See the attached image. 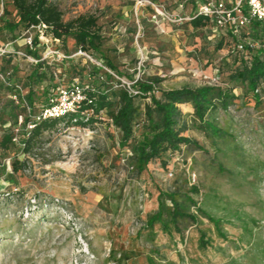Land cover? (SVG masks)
<instances>
[{
	"label": "rangeland",
	"instance_id": "rangeland-1",
	"mask_svg": "<svg viewBox=\"0 0 264 264\" xmlns=\"http://www.w3.org/2000/svg\"><path fill=\"white\" fill-rule=\"evenodd\" d=\"M46 1L63 21L95 15L101 41L86 56L75 54L79 48L70 36L48 44L71 55L61 65L37 43L40 59L58 63L62 80L31 83L34 58L23 36L34 31L10 29L16 11L0 0V133L10 129L13 136V144L0 149V264H264V82L257 103L237 85L236 97L225 108L207 110L201 121L189 103L179 104L181 134L199 148L181 144L140 171L131 146L145 127L142 115L133 124L134 140L123 147L103 112L90 124L59 122L43 131L30 154L21 152L17 136L23 118L28 130L43 108L45 85L88 81V62L102 65L96 83L105 72L113 89L150 79L158 89L223 87L235 65L229 35L210 36L207 26L188 24L197 0ZM248 28L237 39L253 51L259 44ZM29 86L28 107L23 97ZM137 103L142 108L148 98ZM13 159L24 163L16 173L10 172ZM164 194H172L192 220H170ZM158 202L162 222L149 223Z\"/></svg>",
	"mask_w": 264,
	"mask_h": 264
},
{
	"label": "trees",
	"instance_id": "trees-1",
	"mask_svg": "<svg viewBox=\"0 0 264 264\" xmlns=\"http://www.w3.org/2000/svg\"><path fill=\"white\" fill-rule=\"evenodd\" d=\"M16 11L17 20L8 27L14 29L17 25H21L26 29L30 25L43 22L49 27L50 34L58 38L60 42L64 41L66 36H70L74 44L81 51L97 52L101 41V35L96 24V16L91 13H80L67 21L61 19V12L46 0H8ZM202 0H197L196 3ZM195 8V3L193 4ZM188 24L191 27H205L207 21L205 17L195 16L189 19ZM208 27V26H207ZM208 29H210L208 27ZM251 35L257 39L259 46L252 50H247L248 56L244 57L243 53H234L232 63L235 64L229 69L226 75L225 86L219 85H200L196 87L181 86L178 88L158 89L154 87V79L136 80L132 84L135 93H128L125 87L113 89L107 87L106 82L109 74H104L103 81L96 83L101 67L92 63H87L85 68L87 76L86 82H79L82 85H89L92 90L86 91V97L89 100L82 108H90L92 113L86 117L79 118V112L69 113L57 117L40 118L38 114L36 119L30 120V129L25 130V124L29 121L24 117L21 121L20 132L18 133V142L21 146L22 153H31L33 148L40 142V135L45 130H51L56 127L59 122L65 124H90L97 119L100 113H104L111 123L119 131V147L129 145L133 137V124L136 119L142 115V121L145 127L142 131L141 138L135 140L131 146L133 165L137 171H140L145 165L154 158H162L166 151H177L181 144L192 145L199 148L197 143L181 133L185 126L182 119V113L178 107L179 104L189 103L192 107L193 115L202 120L207 110L217 107L225 108L228 103L236 97L232 92V88L240 86L245 95L250 94L254 102L259 101V93L257 91L260 83L264 82V25L257 21H251L249 24ZM38 43L36 37L32 38V45L27 46V53L31 55L36 62L33 63L29 73V81L31 83H41L47 80L49 83L54 79L52 73L57 74V79L62 80L61 72L57 67L58 63H47L40 59L39 54L35 50ZM219 47V44L217 45ZM236 54V55H235ZM64 60V59H63ZM62 60V61H63ZM70 62V57L65 59ZM59 61V65H61ZM105 66L110 70H115L114 66L105 61ZM46 71L48 75L46 76ZM55 77V78H56ZM57 85H45L43 93L45 95V103L47 97L52 93ZM158 91V96L154 94V90ZM26 105L29 107L32 101V92L30 86L23 97ZM140 98H148V103H143L142 108L137 103ZM39 113V112H38ZM74 119V121H73ZM13 136L10 129H5L0 133V149L7 150L11 146ZM24 163L13 159L11 161V173H16L23 168ZM161 193L157 197L160 198ZM171 204L169 219L187 217L192 220V215L180 211L178 204L172 194H164ZM162 206L157 203V210L150 218L149 223L162 222Z\"/></svg>",
	"mask_w": 264,
	"mask_h": 264
},
{
	"label": "built area",
	"instance_id": "built-area-1",
	"mask_svg": "<svg viewBox=\"0 0 264 264\" xmlns=\"http://www.w3.org/2000/svg\"><path fill=\"white\" fill-rule=\"evenodd\" d=\"M136 2L139 3L140 1ZM195 16L206 18L207 26L210 28V36L229 35L231 41H233L228 47L229 53L240 52L248 58L246 51L252 50V45L243 43L237 37L240 31L253 20L264 25V0H202L196 3L194 12L188 19ZM177 19L180 20L181 17ZM30 29L34 31V34L32 37L29 34L23 36L25 45L31 46L32 38L35 36L38 43L45 46V57L49 56L51 61H62L71 57V55H66L58 48L47 46L48 44L56 45L60 40L50 34L49 27L46 24L38 22L35 25H30L24 29L25 33ZM4 52L5 50L2 49L1 53ZM75 54L85 55L84 51L80 49ZM31 60L36 62V59ZM95 64L102 67L98 62ZM52 75L54 78L57 76L55 72ZM125 89L128 93H135L134 88L129 85H126ZM87 90H92V88L89 85H82L78 81H72L65 86H57L48 95L47 102L39 111L38 116L40 118L57 117L79 112V118L85 120L92 113L90 108H82L83 104L89 102L86 97Z\"/></svg>",
	"mask_w": 264,
	"mask_h": 264
}]
</instances>
